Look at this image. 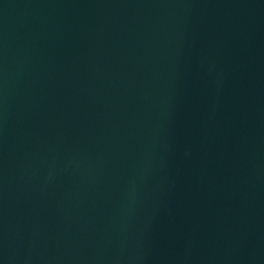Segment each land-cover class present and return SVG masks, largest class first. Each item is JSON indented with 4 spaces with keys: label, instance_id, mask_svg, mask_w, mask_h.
<instances>
[{
    "label": "water",
    "instance_id": "water-1",
    "mask_svg": "<svg viewBox=\"0 0 264 264\" xmlns=\"http://www.w3.org/2000/svg\"><path fill=\"white\" fill-rule=\"evenodd\" d=\"M0 264H264V0H0Z\"/></svg>",
    "mask_w": 264,
    "mask_h": 264
}]
</instances>
